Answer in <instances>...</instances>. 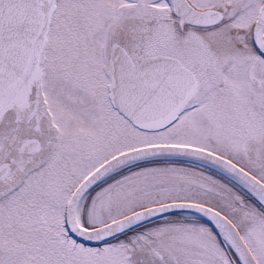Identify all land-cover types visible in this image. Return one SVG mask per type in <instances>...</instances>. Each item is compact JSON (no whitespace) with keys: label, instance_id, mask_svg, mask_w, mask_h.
I'll return each instance as SVG.
<instances>
[{"label":"snow or ice","instance_id":"snow-or-ice-1","mask_svg":"<svg viewBox=\"0 0 264 264\" xmlns=\"http://www.w3.org/2000/svg\"><path fill=\"white\" fill-rule=\"evenodd\" d=\"M0 264H264V0H0Z\"/></svg>","mask_w":264,"mask_h":264}]
</instances>
